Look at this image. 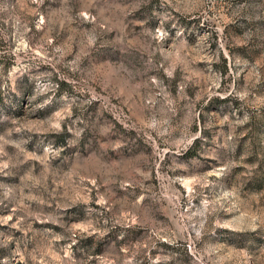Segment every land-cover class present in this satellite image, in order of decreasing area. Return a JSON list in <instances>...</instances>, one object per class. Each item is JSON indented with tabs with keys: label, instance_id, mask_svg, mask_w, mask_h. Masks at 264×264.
Masks as SVG:
<instances>
[{
	"label": "rangeland",
	"instance_id": "374dc122",
	"mask_svg": "<svg viewBox=\"0 0 264 264\" xmlns=\"http://www.w3.org/2000/svg\"><path fill=\"white\" fill-rule=\"evenodd\" d=\"M0 264H264V0H0Z\"/></svg>",
	"mask_w": 264,
	"mask_h": 264
},
{
	"label": "trees",
	"instance_id": "16d2710c",
	"mask_svg": "<svg viewBox=\"0 0 264 264\" xmlns=\"http://www.w3.org/2000/svg\"><path fill=\"white\" fill-rule=\"evenodd\" d=\"M0 100H3V97H2V95H1V91H0Z\"/></svg>",
	"mask_w": 264,
	"mask_h": 264
}]
</instances>
